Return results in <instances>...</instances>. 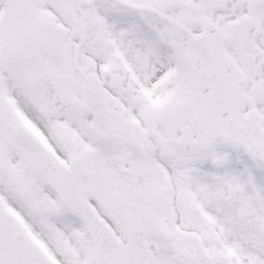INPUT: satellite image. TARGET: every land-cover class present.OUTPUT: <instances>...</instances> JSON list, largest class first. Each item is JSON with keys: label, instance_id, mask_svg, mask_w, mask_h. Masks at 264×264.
Segmentation results:
<instances>
[{"label": "snow or ice", "instance_id": "1", "mask_svg": "<svg viewBox=\"0 0 264 264\" xmlns=\"http://www.w3.org/2000/svg\"><path fill=\"white\" fill-rule=\"evenodd\" d=\"M0 264H264V0H0Z\"/></svg>", "mask_w": 264, "mask_h": 264}]
</instances>
